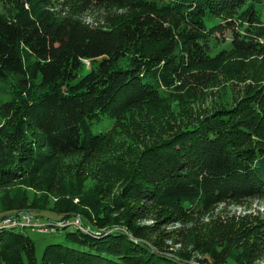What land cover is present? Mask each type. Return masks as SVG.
Here are the masks:
<instances>
[{
    "label": "trees",
    "instance_id": "obj_1",
    "mask_svg": "<svg viewBox=\"0 0 264 264\" xmlns=\"http://www.w3.org/2000/svg\"><path fill=\"white\" fill-rule=\"evenodd\" d=\"M221 88L238 95L205 104ZM0 118V189L40 191L29 208L51 214L47 231L80 224L65 236L76 246L39 258L19 227L0 226V264L264 259V219L190 229V253L147 240L264 197V0H0ZM102 118L111 127L93 134ZM1 206L0 222L14 210L9 196Z\"/></svg>",
    "mask_w": 264,
    "mask_h": 264
},
{
    "label": "rangeland",
    "instance_id": "obj_2",
    "mask_svg": "<svg viewBox=\"0 0 264 264\" xmlns=\"http://www.w3.org/2000/svg\"><path fill=\"white\" fill-rule=\"evenodd\" d=\"M60 0H54L57 3ZM88 18L87 21H92V16H89V13L86 15ZM96 18V14L94 16ZM228 32H224L223 34L217 35L219 39H223L228 41ZM87 68H84L82 73H85ZM234 87V86H233ZM239 89V88H238ZM237 89V90H238ZM236 87L234 91H236ZM213 92H216L214 89ZM237 94H233L229 88H227L224 92V89H219V93L211 94L205 104H212V102L216 101L217 103L224 101L227 105L232 103V97L237 96ZM1 122V118H0ZM112 125V121L102 118V120L92 126V133L98 134L100 132H104L108 130ZM91 180V178L87 179V183ZM40 191L35 192L31 188L27 187V184H24L23 181L14 182L6 187L0 189V213H3L4 209L1 206V198L5 196H9L11 200V205H14V210L5 212L8 214H20L27 215L26 212L33 216V220L37 222L40 220L41 222H37L38 224L49 223L47 219L51 214L44 213L42 214L41 219L34 218V211L29 208V206L34 202V196H36V200L40 196ZM54 198L49 196L47 200V205L42 208H51V202L53 203ZM42 202L44 203V198L40 197L37 201V206H42ZM29 216V215H28ZM257 218V219H256ZM264 219V197H255L245 200H231L224 201L219 203L214 208L211 209L209 213L198 214L193 216L190 221H179L174 222L167 225H159L158 231L154 233V235H150L147 240L156 241L162 246H167V252L170 254L172 251H181L187 250L189 253L191 250L186 246L187 243V235L189 234L190 229L194 230L195 233H199L200 236H205L214 231V226L216 222H220L222 224L231 225L237 228L238 226H242L243 224L249 223L250 225L255 224V220ZM75 221V220H74ZM74 221L72 224L74 225ZM137 223V222H136ZM57 224V223H55ZM60 224V223H59ZM57 224V227L59 226ZM72 224L67 229L56 230L55 233L52 232H44L40 233L36 230L25 228L18 229L19 232L28 236L35 244L36 255L37 257H41L43 249L49 244L60 243L68 246H76L72 242H67L65 236L67 233L73 232L75 230ZM140 225H155V221L148 218L139 223ZM41 228V231H47V229ZM51 228V227H50ZM156 228V227H154ZM118 230V228L116 229ZM109 233V232H108ZM174 253V252H172ZM192 260L191 263L196 264L194 260L201 259L199 255H195L191 253ZM255 264H264V259L257 261Z\"/></svg>",
    "mask_w": 264,
    "mask_h": 264
},
{
    "label": "built area",
    "instance_id": "obj_3",
    "mask_svg": "<svg viewBox=\"0 0 264 264\" xmlns=\"http://www.w3.org/2000/svg\"><path fill=\"white\" fill-rule=\"evenodd\" d=\"M38 222V221H37ZM33 220V216L10 215L8 219L0 222V226H18L20 229L30 228L40 233L52 232V228L48 227V231H41V224ZM75 226H79V221H74Z\"/></svg>",
    "mask_w": 264,
    "mask_h": 264
},
{
    "label": "bare ground",
    "instance_id": "obj_4",
    "mask_svg": "<svg viewBox=\"0 0 264 264\" xmlns=\"http://www.w3.org/2000/svg\"><path fill=\"white\" fill-rule=\"evenodd\" d=\"M22 216H28V215H22ZM15 227H18V226H15ZM20 228V227H19ZM41 228H42V226H41ZM44 229V228H43Z\"/></svg>",
    "mask_w": 264,
    "mask_h": 264
}]
</instances>
